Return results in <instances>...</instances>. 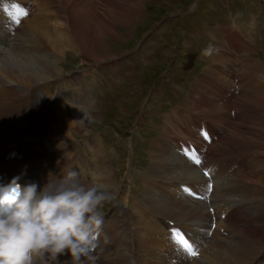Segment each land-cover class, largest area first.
<instances>
[{
  "label": "bare ground",
  "instance_id": "1",
  "mask_svg": "<svg viewBox=\"0 0 264 264\" xmlns=\"http://www.w3.org/2000/svg\"><path fill=\"white\" fill-rule=\"evenodd\" d=\"M127 1L128 0H116L114 3H110L108 6L113 5L112 8L110 6V12L115 15L110 18V22H108V20H105L106 22H102V19L98 17L99 14H97L98 6L94 2L92 3L91 0H63L65 6L68 9V13L71 16L70 23L69 25H66L63 21H55L52 23V25L55 27L56 33L59 34L61 39L58 40L55 37L50 38L47 36V33L41 32L38 27L34 25V23L30 24V42L45 47L46 58L27 56L16 52L13 49L11 54L6 59L2 60V68L7 72L9 82L20 84L22 88L27 89L33 85L52 81V78L62 73L61 68L57 65L59 62V58L57 56H63L64 54L63 51H61V47L63 46L62 43H66L67 47L71 48V50L75 51L76 53L80 51L84 53L85 56H88L97 62L114 58L113 55L108 52L106 54L101 53L100 55V53L97 51V48H95L96 44L93 46H88L86 43L88 37L91 35L95 37L96 33L99 35L100 41L104 40L107 36H113L115 34L114 27L119 21L118 19L122 15V12L125 10L124 6L126 3H128ZM71 6H74V9H77L79 6V9H69ZM126 12L130 13V11L127 9ZM130 23L131 21L129 24ZM32 32H36V35H38L36 39L33 38L36 36H34ZM39 34H43L42 37ZM83 35L85 37L84 39L81 38ZM71 41H74L75 45ZM104 42L106 41L104 40ZM260 86V84L259 86L255 85V87H257L256 89L251 88L245 91L241 101L244 108L248 107L258 111L261 114V119L256 120L257 123H254V127H252L253 122L248 125L251 130L249 134L236 131V133L232 134L226 139V147L230 150L241 154L245 153L255 156L260 155L258 156L259 158H257V162L264 160V132L263 130L259 129L260 127H263L264 129V89H262ZM258 88L262 90H258ZM195 108L203 112L228 110V107L225 105H211L204 102H198ZM95 114L94 109L92 108L91 114L88 115L87 118L84 116L78 117L75 122L71 123L65 128V130H67L66 132L68 133L67 136L72 137L74 134L77 135L80 133H83L82 135H84L90 132L88 128L90 127L92 120H94ZM251 148H254V150H251ZM153 154L156 170L160 171L159 175L163 176L164 178L175 180H191L199 177L196 168L185 163L179 157L165 155L159 150H156ZM260 174L261 169H259L258 172L253 175H248L250 178H252L251 180L254 182V185L260 184L262 180ZM236 178L238 180L236 183L237 186L241 189V191L247 192L249 190V186L241 185L240 175H237ZM97 182L108 185L109 190L114 194L116 183L111 177V174L106 172L103 175V178ZM92 183L93 179H84V184L91 186ZM251 188L252 189L250 191L252 193L258 192L257 189H253L254 186H251ZM153 200L155 205L163 213H166L177 220L186 219L189 217H197L201 223H209L210 221L208 212L206 211L204 205L200 202H174L171 200L156 202L155 199ZM252 225H255L257 228H264L262 207L260 205L255 208L254 214L252 215L251 219L247 221L244 227L243 225L238 224L234 225V228L241 232L249 231V234L247 235L245 233L241 234L242 236L247 237V240L251 242L253 241L251 239L252 237H250L253 236L250 232V227ZM255 227L253 232H255ZM258 250L259 247L254 243L243 247L233 245L228 251H219L223 253V258L213 257L211 259V263L248 264L252 256L256 254ZM60 260L63 262L70 261V257L64 256L61 257Z\"/></svg>",
  "mask_w": 264,
  "mask_h": 264
},
{
  "label": "clouds",
  "instance_id": "2",
  "mask_svg": "<svg viewBox=\"0 0 264 264\" xmlns=\"http://www.w3.org/2000/svg\"><path fill=\"white\" fill-rule=\"evenodd\" d=\"M219 49L212 44L201 51L210 58ZM103 177L81 182L77 171L40 187L15 181L0 187V264H97L93 255L102 231V209L115 196Z\"/></svg>",
  "mask_w": 264,
  "mask_h": 264
},
{
  "label": "rangeland",
  "instance_id": "3",
  "mask_svg": "<svg viewBox=\"0 0 264 264\" xmlns=\"http://www.w3.org/2000/svg\"><path fill=\"white\" fill-rule=\"evenodd\" d=\"M91 1H92V3L94 2L97 5V3L94 0H91ZM188 1L189 0H182L183 5L185 6ZM127 2L128 3H126V5L124 6L125 7V10L122 12V15L118 19L119 21L116 23V25L114 27V31H115L114 33L116 35L114 34L113 36L112 35L107 36L104 39L106 42H104V40H101L100 41L99 35L97 33H96L95 37L93 35H91L92 37L91 36L88 37V40H87V43L86 44L88 46H90V45L93 46V45L96 44L95 48H97V51L100 53V55H101V53L106 54L108 52L111 55H113V57H117L118 55H120L121 53H123V51L130 49L132 47V44L140 37L141 33L144 32L143 30L146 29L145 27L146 26L149 27L152 24H154V21H151V20L147 19V14L152 12V11L148 10V8H150V7L152 8L153 3L155 4L154 5V12L156 13V15L153 17L155 21L156 20H159L160 18H164V17H168V16L169 17H174L176 15H181L179 12L181 10H185L184 7H180L178 5H168L166 3H163L165 6H163L162 3H160L161 6L159 5L157 7L156 6V4L158 3L157 0H154V2H153V0H135L132 3L128 0ZM140 3L144 6L143 8L140 7ZM109 4L110 3H107L106 4V10H105V15H106L105 16V20H108V22H110V20H111L110 18H112L115 15V14L113 15L112 12H110V6L111 5L108 6ZM112 7H113V5L111 6V8ZM127 7H129V8H127ZM69 9L78 10L79 9V6H78L77 9H74V6H71V7H69ZM126 9L128 11H130V13L129 12H126ZM97 14H99V13L97 12ZM185 20L187 22L189 21V19L187 17L185 18ZM130 21H131V23L129 24ZM40 31L41 32H44L42 30H40ZM32 34L34 36H36V37H33L34 39H36L38 37V35H36V32H32ZM39 35L42 37L43 34L42 35L39 34ZM47 36L50 37V38H52L48 34H47ZM81 38L84 39L85 38L84 35ZM71 42L75 45V42L74 41H71ZM103 43H105V44H103ZM65 46H66V48H69V47H67V44ZM65 46H62L61 47V51H63V53H65V51H66L65 50L66 49ZM104 49H106V50H104ZM69 50H71V48H69ZM63 56H64V54H63ZM84 56H85V54H84ZM76 57H77V55H76ZM76 57H75V59L74 58L72 59L73 60V63L77 62L78 59ZM28 59H30V58H28ZM86 59L88 61H90V62L91 61L92 62L95 61V60H92L88 56H85V59H83V61H86ZM111 59H113V58H111ZM95 62H97V61H95ZM61 70H62V73H63L64 72L63 68H61ZM61 74H59V75H61ZM58 76L52 78L51 80H55ZM84 117L87 118V116H84ZM98 125H99L98 124V121L96 122V117H94V120H92V123H90V127L88 128V130L91 131L93 128H97ZM259 129L263 130V132H264L263 127H260ZM66 131L67 130H65V133L67 135L68 133ZM82 134L83 133H80V134H77V135L74 134L72 137H79V136H82ZM251 150H254V148H251ZM258 156H260V155H258Z\"/></svg>",
  "mask_w": 264,
  "mask_h": 264
},
{
  "label": "snow or ice",
  "instance_id": "4",
  "mask_svg": "<svg viewBox=\"0 0 264 264\" xmlns=\"http://www.w3.org/2000/svg\"><path fill=\"white\" fill-rule=\"evenodd\" d=\"M21 15H26V13H21ZM16 23H19V20L15 21ZM205 135V138L207 139L208 136L206 133H202ZM192 160L195 164L200 165L202 163V157L199 155H194L192 157ZM210 171V170H209ZM205 175H208V172H205ZM208 188L211 189V184L208 185ZM174 243H176L178 246L182 247L184 251L189 256H194L197 254V252L194 250V246L189 243V241L185 238L184 235H181L178 230L174 231L171 236Z\"/></svg>",
  "mask_w": 264,
  "mask_h": 264
}]
</instances>
